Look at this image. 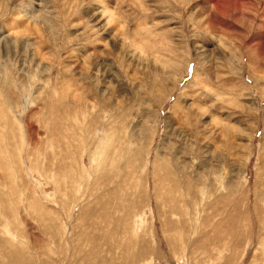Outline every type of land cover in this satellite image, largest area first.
<instances>
[{
  "label": "rangeland",
  "instance_id": "374dc122",
  "mask_svg": "<svg viewBox=\"0 0 264 264\" xmlns=\"http://www.w3.org/2000/svg\"><path fill=\"white\" fill-rule=\"evenodd\" d=\"M243 3L0 0V264H264Z\"/></svg>",
  "mask_w": 264,
  "mask_h": 264
},
{
  "label": "bare ground",
  "instance_id": "6f19581e",
  "mask_svg": "<svg viewBox=\"0 0 264 264\" xmlns=\"http://www.w3.org/2000/svg\"><path fill=\"white\" fill-rule=\"evenodd\" d=\"M210 1H216V2H222L223 0H210ZM234 1V5L233 6H235L234 7V11L235 12H237V13H239V5L241 4V3H243L244 2V0H233ZM246 2V1H245ZM243 5H244V3H243ZM241 6V5H240ZM219 10H220V12H226V11H228L229 10V7L228 6H224V5H222V6H220L219 7ZM38 184V183H37ZM6 230V231H5ZM10 231L6 228V227H4V233H6L7 235H10L11 233H9ZM11 236L12 237H14V235L13 234H11Z\"/></svg>",
  "mask_w": 264,
  "mask_h": 264
}]
</instances>
